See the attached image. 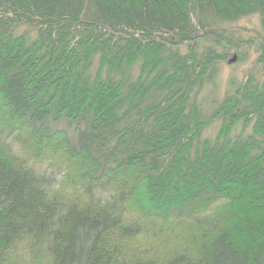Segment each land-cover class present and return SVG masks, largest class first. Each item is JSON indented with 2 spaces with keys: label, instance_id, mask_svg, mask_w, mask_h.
I'll list each match as a JSON object with an SVG mask.
<instances>
[{
  "label": "trees",
  "instance_id": "trees-1",
  "mask_svg": "<svg viewBox=\"0 0 264 264\" xmlns=\"http://www.w3.org/2000/svg\"><path fill=\"white\" fill-rule=\"evenodd\" d=\"M0 264H264V0H0Z\"/></svg>",
  "mask_w": 264,
  "mask_h": 264
},
{
  "label": "rangeland",
  "instance_id": "rangeland-1",
  "mask_svg": "<svg viewBox=\"0 0 264 264\" xmlns=\"http://www.w3.org/2000/svg\"><path fill=\"white\" fill-rule=\"evenodd\" d=\"M230 31L234 32L235 40L238 41H245L249 37L255 36V32L259 31V25L257 18H250L249 20L241 21L236 24H232L228 26ZM245 55L246 60L244 63H237V56L236 52L232 51L228 61H231L232 59H235V62L233 63H228V64H223L219 68V74H218V80L217 84L219 85V91H218V96H222L225 92L228 91V86L227 82L229 79L233 78L235 81H240L243 79L244 75L247 73L248 70L254 69L255 68V62H256V57L257 53L255 51V48L252 46L250 48H245L242 47L241 50L239 51V55ZM207 95H208V90H205L201 96L200 100L203 106L207 105ZM205 104V105H204ZM213 129L211 128L210 132H212ZM164 233L161 235L163 236ZM167 233L165 236L162 238H166ZM141 240V238H140ZM150 243L153 242L155 243L154 239L148 240ZM149 243V244H150ZM152 244V243H151ZM168 247V246H167ZM165 247V248H167Z\"/></svg>",
  "mask_w": 264,
  "mask_h": 264
},
{
  "label": "water",
  "instance_id": "water-1",
  "mask_svg": "<svg viewBox=\"0 0 264 264\" xmlns=\"http://www.w3.org/2000/svg\"><path fill=\"white\" fill-rule=\"evenodd\" d=\"M233 62H235V59H232L231 61H229V63H233Z\"/></svg>",
  "mask_w": 264,
  "mask_h": 264
}]
</instances>
